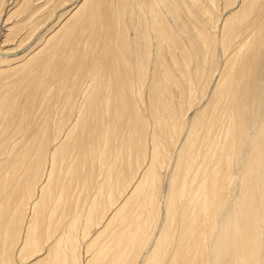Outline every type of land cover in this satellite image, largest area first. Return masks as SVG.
<instances>
[{"label": "bare ground", "instance_id": "obj_1", "mask_svg": "<svg viewBox=\"0 0 264 264\" xmlns=\"http://www.w3.org/2000/svg\"><path fill=\"white\" fill-rule=\"evenodd\" d=\"M12 2L0 264H264V0Z\"/></svg>", "mask_w": 264, "mask_h": 264}, {"label": "rangeland", "instance_id": "obj_2", "mask_svg": "<svg viewBox=\"0 0 264 264\" xmlns=\"http://www.w3.org/2000/svg\"><path fill=\"white\" fill-rule=\"evenodd\" d=\"M73 2H74V0H73ZM12 3V4H11ZM69 3H71V2H69ZM13 2H12V0H4V5L6 6H4L2 9L3 10H1L0 11V28H1V25H2V22L4 21V17H6L7 16V14H8V10H9V8H11L12 6H13ZM64 4H66V3H63V5ZM10 5V6H9ZM75 5H77V3H75ZM74 5V6H75ZM67 6V5H66ZM64 7V6H63ZM64 8H66V7H64ZM64 8H63V10H64ZM67 9V8H66ZM65 9V10H66ZM60 10H62V9H60ZM56 11V10H55ZM55 11L53 12V14L49 17V20H48V22L50 21V22H52V23H55V19H56V16H57V14H59V9H57V13H55ZM61 12H63V11H61ZM7 13V14H6ZM224 13H226V12H224ZM56 14V16H54ZM222 17V16H221ZM54 18V19H53ZM53 19V20H52ZM55 20V21H54ZM45 26V25H44ZM41 28H43V29H41ZM46 27H40V28H38L37 29V32L34 34V35H32L31 37H29L25 42H18V39L17 40H15V41H12V42H8L9 44H7V47H12V49H9V50H7V51H5V52H8L9 53V56H10V58L12 57V58H19L20 56H22V55H24L28 50H30L33 46H34V44H35V41L36 40H38L39 39V37L46 31ZM39 30V31H38ZM44 30V31H43ZM43 32V33H42ZM23 34V33H22ZM19 38H21V37H19ZM17 42L19 43V44H17ZM5 44H6V42H5ZM22 45V46H21ZM17 46V47H16ZM15 47V48H14ZM1 51V50H0ZM29 52V51H28Z\"/></svg>", "mask_w": 264, "mask_h": 264}]
</instances>
